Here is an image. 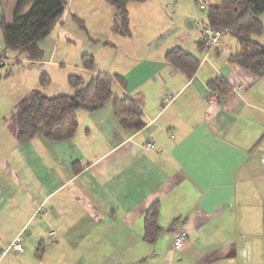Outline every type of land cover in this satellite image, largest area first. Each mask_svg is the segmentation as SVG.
Masks as SVG:
<instances>
[{"label":"crops","instance_id":"1","mask_svg":"<svg viewBox=\"0 0 264 264\" xmlns=\"http://www.w3.org/2000/svg\"><path fill=\"white\" fill-rule=\"evenodd\" d=\"M64 1L61 24L39 48L71 42L74 17L85 18L94 38L87 43L105 59L99 65L93 54L92 70L76 64L67 78L120 76L124 84L114 80L113 95L136 100L145 126L122 127L109 102L77 112L69 138L50 140L40 131L20 142L18 112L71 89L66 83L58 95L41 94L43 62L12 59L38 83L19 93L0 90V264H264V76L229 63L240 49L229 34L217 49L201 46L196 23L206 14L198 20L197 0L129 3L128 37L111 32L107 0ZM15 5L0 0V22L4 16L11 24ZM260 21L263 33L253 40L264 46V13ZM174 47L199 60L191 79L166 63ZM217 77L230 91L212 105L207 84ZM168 95L174 100L165 106ZM153 206L161 232L149 241L144 219ZM180 228L188 237L177 251ZM19 234L23 252L15 253L8 247Z\"/></svg>","mask_w":264,"mask_h":264},{"label":"trees","instance_id":"2","mask_svg":"<svg viewBox=\"0 0 264 264\" xmlns=\"http://www.w3.org/2000/svg\"><path fill=\"white\" fill-rule=\"evenodd\" d=\"M144 1L107 0L114 10L111 32L128 37L130 29L127 6L129 3ZM197 2L199 10L206 14V19L198 23L219 31L221 38L223 34H229L238 43L240 49L229 56V63L256 77H263L264 46L253 40V37L263 33L260 16L264 13V0H220L215 4H210L207 0ZM202 4L204 9H200ZM65 10L64 0H16L11 24L6 23L4 16L0 22L4 49L14 52L16 60L26 57L30 61H40L43 52L39 43L61 24ZM74 22L78 28L84 29L78 18L74 17ZM220 44L218 47L206 48L201 38V46L207 51L219 48ZM165 61L186 79H191L199 67V60L180 47L168 51ZM81 63L85 70L94 68V59L91 56L83 55ZM114 80L124 84L120 76L98 74L87 82L79 76H69L67 84L71 94L41 96L18 112L15 117L17 139L26 142L40 131L50 140L69 138L76 128L77 112L95 111L109 102L112 104L114 117L122 127L132 130L143 128L145 121L139 103L127 96L115 97L112 92ZM207 86L212 94L221 98L230 91L228 83L218 77L211 79ZM157 211L156 206H153L144 219L146 238L149 241L154 240L161 232L156 223Z\"/></svg>","mask_w":264,"mask_h":264},{"label":"rangeland","instance_id":"3","mask_svg":"<svg viewBox=\"0 0 264 264\" xmlns=\"http://www.w3.org/2000/svg\"><path fill=\"white\" fill-rule=\"evenodd\" d=\"M9 1V0H8ZM10 5V4H9ZM193 9L195 14L197 15L198 20H202L204 15L203 11H200L198 7L193 5ZM10 11V8L8 7V12ZM10 14V13H9ZM83 26L84 29L78 28V25L76 26V33L74 34V41L71 42H63L59 43L58 47L55 49H48L45 50V52L42 55L41 62L39 66H41L40 69H42V73L47 74V79L45 82L47 84H42L43 86L39 89L41 94L43 95H58L62 93L64 90V87L67 88V74H73L76 73V71H79L77 67H75L76 64L81 63V59L83 55H88L86 52H84V49H90L92 54H89L88 56L93 57V54L98 58V64H103V53H106L105 51H101L99 47H97L99 44L92 43L93 45H96L97 48L92 47L95 49L93 50L91 47H89L87 40L89 39V36L93 38V35L90 34L91 30L85 27V18H78ZM89 21H87L88 26ZM75 28V27H74ZM0 47L3 45L2 35H0ZM81 37V38H80ZM80 38V39H79ZM70 40V39H69ZM98 43V42H97ZM2 53V48H0V54ZM90 53V52H89ZM116 57L118 56L116 52ZM5 60H0V90H4L7 92H13V93H19L20 91H27L29 87H31V84L35 80L38 81L37 76L33 80V74H30L28 72H25L22 68L23 65L17 66L11 62L13 58L14 52L5 50L3 51ZM110 55V53H109ZM20 60H22L21 57H19ZM94 59V58H93ZM102 60V61H101ZM109 62V60L107 61ZM1 64H3L1 66ZM14 64V65H13ZM63 65V66H62ZM82 67V63H81ZM100 67V66H99ZM83 68V67H82ZM39 70V67L37 68ZM33 71V70H32ZM40 73V72H39ZM10 75L11 79H8V81H4V76ZM85 76V79L87 80V74H83ZM11 80V81H10ZM38 83V82H37ZM64 83V85H63ZM69 88V87H68Z\"/></svg>","mask_w":264,"mask_h":264},{"label":"built area","instance_id":"4","mask_svg":"<svg viewBox=\"0 0 264 264\" xmlns=\"http://www.w3.org/2000/svg\"><path fill=\"white\" fill-rule=\"evenodd\" d=\"M200 9H204V5H200ZM196 27L199 29L201 33V38L203 41V44L206 48H214L218 47L220 44V38H221V33L219 31H215L209 27H204L200 23H196ZM174 100V97L171 95L164 96L162 100V104L167 106L169 105L172 101ZM209 103L212 105H217L219 102H221L220 97H218L215 94H211V96L208 99ZM147 146L149 148H153V145L151 143H148ZM188 237V233L186 230L180 228L177 229L175 232L172 248L173 250H182L185 245H186V240ZM23 236L19 234L13 242L10 244L8 247V250H11L12 252L15 253H22L23 248H22V242Z\"/></svg>","mask_w":264,"mask_h":264},{"label":"water","instance_id":"5","mask_svg":"<svg viewBox=\"0 0 264 264\" xmlns=\"http://www.w3.org/2000/svg\"><path fill=\"white\" fill-rule=\"evenodd\" d=\"M191 25V24H190Z\"/></svg>","mask_w":264,"mask_h":264}]
</instances>
